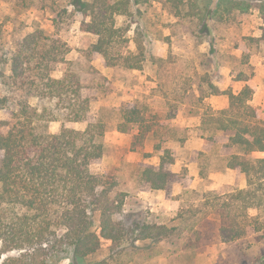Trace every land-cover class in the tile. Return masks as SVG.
Listing matches in <instances>:
<instances>
[{"label": "trees", "instance_id": "obj_1", "mask_svg": "<svg viewBox=\"0 0 264 264\" xmlns=\"http://www.w3.org/2000/svg\"><path fill=\"white\" fill-rule=\"evenodd\" d=\"M69 1L80 7L77 9L83 14L82 30L98 36L91 51L99 54L106 66L118 64L120 59L127 68L142 66L143 59L137 54H111L117 37L126 30L121 32L116 27L115 16L129 13L133 4L161 0ZM164 1L177 16L196 17L202 28H210L209 20L222 6L230 11L243 5L239 0H218L212 7L213 0L204 5L202 0ZM188 5L191 10H185ZM3 28L0 22V108L8 110L0 126V264L82 260L99 252L105 239L112 242L111 252L119 253L127 241L167 236L169 229L164 225H126L119 216L127 193L118 188L112 175L91 172L90 165L104 156L105 134L110 125L102 114L88 120L91 99L82 95L79 79L71 74L53 76L65 59L58 36L38 28L15 38L16 47L10 49ZM209 76L204 78L207 94H227L229 105L219 110L207 107L199 125L205 148L194 150L191 161L199 162L201 178L211 171L229 169L246 175L247 188H231V198L240 204L222 205L220 236L225 242L251 235L264 241V217L248 213L250 208L264 212V156L255 155L264 152V118L251 104L254 88L244 72L233 78L247 82L238 93L232 89L222 91ZM112 110L118 117L117 130L135 131L133 150L142 147L150 136L155 141L160 162L140 163L139 190L169 191L177 182L189 186L193 177L188 167L184 165L179 173L172 169L178 157L168 145L177 139L181 126L165 123L158 113L149 112L137 102ZM87 120L84 129L65 125ZM55 121L62 123L59 132L50 130V123ZM218 148L225 152L219 153ZM176 229L173 226V231ZM137 232L140 236H136ZM14 251L18 253L3 257Z\"/></svg>", "mask_w": 264, "mask_h": 264}, {"label": "rangeland", "instance_id": "obj_2", "mask_svg": "<svg viewBox=\"0 0 264 264\" xmlns=\"http://www.w3.org/2000/svg\"><path fill=\"white\" fill-rule=\"evenodd\" d=\"M206 1L200 3L204 5ZM217 1L213 0L210 6ZM239 1L243 5L230 11L222 6L217 16L209 20L210 28L200 27L196 17L177 16L164 0L131 5L129 13L115 16L116 27L121 32L126 30L122 37H117L111 54H137L143 59L142 66L132 69L123 65V59L106 66L100 55L91 51L98 36L82 30L83 14L77 9L80 7L69 0H0V22L7 48L15 49V38L38 28L58 36L65 59L57 65L53 76L63 78L71 74L79 79L82 95L91 99L88 120L102 114L109 122L104 156L92 163L90 170L112 175L118 188L127 193L119 218L130 227L150 223L153 228L164 225L169 229V234L161 239L127 241L124 251L119 253H112V242L105 239L96 254L82 260L62 258L57 264H264V241L251 235L225 242L220 236L222 205L240 204L231 198V188H247L246 175L229 169L211 171L201 178L199 162L191 161L193 151L187 145L189 138L199 136L197 124L207 107L219 110L229 104L227 94H207V75L225 91L240 88L233 78L244 72L254 88L251 104L264 118V70H258L264 64V0ZM185 10H191L190 5ZM211 98L218 102L213 105ZM134 102L158 113L165 123L182 127L177 139L168 145L178 157L172 169L179 173L189 163L193 177L189 186L177 182L169 191L138 189L140 163L158 165L160 158L151 136L142 147L133 150L135 131L125 133L116 129L118 117L112 108ZM187 114L196 115V119L188 122L189 126L180 125ZM177 115L179 122L175 120ZM171 116L174 118L170 119ZM7 117L8 110L0 108V126ZM88 120L65 125L84 129ZM61 128L59 121L50 123L52 132ZM222 152L225 151L220 149L219 153ZM255 155L264 156V152ZM248 213L264 217L262 209L250 208ZM135 234L140 236L139 232Z\"/></svg>", "mask_w": 264, "mask_h": 264}, {"label": "crops", "instance_id": "obj_3", "mask_svg": "<svg viewBox=\"0 0 264 264\" xmlns=\"http://www.w3.org/2000/svg\"><path fill=\"white\" fill-rule=\"evenodd\" d=\"M261 66L262 67H260L258 70H260V71H263L264 70V64H262L261 63ZM248 82V81H247ZM246 81H242V80H235V83H236V85H241V87L243 88L245 85H246V83H247ZM235 88L234 90H233V92H235V93H238L239 91H241V89L242 88ZM256 95H258L257 94V92L255 93V97H256ZM224 96V95H223ZM252 101V100H251ZM211 102L213 103V105L214 104H216L217 102H218V99H216V98H211ZM229 105V104H228ZM223 109V108H222ZM180 115H177V119L175 118V120H178V117H179ZM185 118H186V120L184 121V122H181L182 124H180V125H185L186 123H188V122H190V121H194L195 119H196V115H193V114H187L186 116H185ZM178 122H179V120H178ZM201 124V122L199 121V123L197 124V126H198V128H199V125ZM187 126H189V123L188 124H186ZM198 137L197 136H193V137H191V138H189L188 139V141H187V145L192 149V151H194V150H203L204 148V145H205V141H204V139L200 136V134L198 133ZM151 151V150H150ZM193 164V163H192ZM191 164V165H192ZM174 166V165H173ZM185 166H187V167H190L189 166V163H186L185 164ZM173 170H174V168H173ZM175 171V170H174ZM176 172V171H175ZM156 191H159V192H161L162 190H156ZM143 192V191H142Z\"/></svg>", "mask_w": 264, "mask_h": 264}]
</instances>
